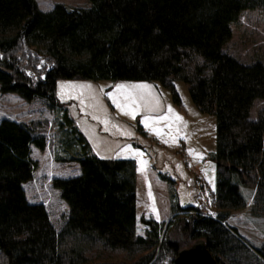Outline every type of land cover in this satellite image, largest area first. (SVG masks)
Returning a JSON list of instances; mask_svg holds the SVG:
<instances>
[{"label":"trees","instance_id":"16d2710c","mask_svg":"<svg viewBox=\"0 0 264 264\" xmlns=\"http://www.w3.org/2000/svg\"><path fill=\"white\" fill-rule=\"evenodd\" d=\"M87 1L88 8L55 4L44 12L35 0H0V92L44 99L61 112L58 160L79 167L76 176L51 181L68 208L56 232L45 207L29 204L23 190L37 168L32 148L43 150L45 138L0 120V264H173L200 243L218 264H264V246L226 225L246 206L243 187L254 191L251 212L264 217V106L250 118L254 101L264 98V62L223 52L231 24L264 0ZM59 79L156 81L177 105L174 81H182L198 112L216 121L214 215L181 206L174 192L164 228L141 216L144 234L137 235L135 161L90 151L56 100Z\"/></svg>","mask_w":264,"mask_h":264},{"label":"rangeland","instance_id":"374dc122","mask_svg":"<svg viewBox=\"0 0 264 264\" xmlns=\"http://www.w3.org/2000/svg\"><path fill=\"white\" fill-rule=\"evenodd\" d=\"M35 1L44 12L55 4L89 7L87 0ZM230 27L232 35L223 52L245 64L264 62V7L243 11ZM174 87L181 105L156 81L59 79L56 82V100L67 109L93 154L104 159H132L139 164V174L143 167L151 172L153 179H143L137 188L135 232L140 236L145 229L141 216L163 218L160 223L164 228L171 218L174 192L181 206L195 205L202 213L214 215L211 200L215 172L209 157L215 148V117L198 112L182 81H174ZM263 106L264 98L256 99L250 118L255 119ZM1 119L29 125L35 134L45 138L43 150L32 148L31 157L37 168L23 184V190L29 204L45 207L55 231L59 232L68 208L51 181L79 173L76 162L58 160L63 155L55 141L61 112H55L44 99L28 102L15 93L0 92ZM137 126L142 127L144 135ZM158 172L169 176L175 184L163 181ZM241 191L248 198L246 206L233 212L226 225L236 227L239 237L242 234L251 246L261 248L264 217L251 212L254 191L245 187Z\"/></svg>","mask_w":264,"mask_h":264},{"label":"water","instance_id":"95a60500","mask_svg":"<svg viewBox=\"0 0 264 264\" xmlns=\"http://www.w3.org/2000/svg\"><path fill=\"white\" fill-rule=\"evenodd\" d=\"M67 11L70 7L65 6ZM169 221V220H168ZM167 221V222H168ZM165 223V225L167 224ZM164 225V226H165ZM173 264H218L203 243L188 249L181 250L176 256Z\"/></svg>","mask_w":264,"mask_h":264},{"label":"crops","instance_id":"0c3cea01","mask_svg":"<svg viewBox=\"0 0 264 264\" xmlns=\"http://www.w3.org/2000/svg\"><path fill=\"white\" fill-rule=\"evenodd\" d=\"M135 161V160H134ZM135 163H136V190H135V194H136V202H137V188L139 187L138 185H140L141 186V184H142V181H143V179L145 180V179H147V178H152L151 176V172H149V169H147L146 167H143L142 169V174H139V169H138V166H139V164H138V162H136L135 161ZM212 167H213V172H215V168H214V166H213V164H212ZM153 179V178H152ZM140 181V182H139ZM143 186V185H142ZM241 189H243V188H241ZM252 191V190H251ZM253 192V191H252ZM254 193V192H253ZM242 194H243V196H244V198H245V200H246V203H247V196H245V191H242ZM158 217V216H157ZM154 220H156L157 222H162V221H164V219L163 218H155V217H152ZM229 218H231V217H229ZM229 218L227 219V220H229ZM226 220V221H227ZM236 228V227H235ZM240 236L242 237V238H244V235H242V234H240Z\"/></svg>","mask_w":264,"mask_h":264},{"label":"snow or ice","instance_id":"6c2138e0","mask_svg":"<svg viewBox=\"0 0 264 264\" xmlns=\"http://www.w3.org/2000/svg\"><path fill=\"white\" fill-rule=\"evenodd\" d=\"M121 88H123L124 86H120ZM169 111H171V109H169ZM133 118H134V114H133ZM177 119H181L180 117H176ZM165 119H167V117H165Z\"/></svg>","mask_w":264,"mask_h":264},{"label":"built area","instance_id":"2783aa9c","mask_svg":"<svg viewBox=\"0 0 264 264\" xmlns=\"http://www.w3.org/2000/svg\"><path fill=\"white\" fill-rule=\"evenodd\" d=\"M214 192V189H213V191H212V193Z\"/></svg>","mask_w":264,"mask_h":264}]
</instances>
